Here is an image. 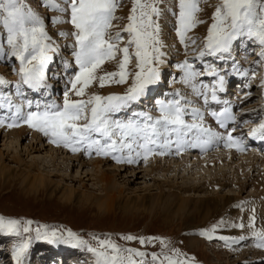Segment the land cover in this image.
I'll return each mask as SVG.
<instances>
[{"label":"rangeland","instance_id":"374dc122","mask_svg":"<svg viewBox=\"0 0 264 264\" xmlns=\"http://www.w3.org/2000/svg\"><path fill=\"white\" fill-rule=\"evenodd\" d=\"M172 1L174 2V6H172L171 2L168 8L164 6L165 0H158L157 4L160 9V15L157 19L160 27L159 40L162 45L160 47V59L162 62L155 65L159 69L160 76L159 81L156 82L159 88L154 91H157L156 93L158 94L160 93L159 96H162V99L158 102L159 107L157 109L151 108L152 104H156L153 102L155 98L149 100L150 109L148 106H141L143 103H139L136 109H142L140 112L143 114L152 112V109L159 113L161 102L171 99L172 96L175 97L176 91H179L177 89L178 86L182 84V87L184 86L185 70L180 65L184 64L185 61L195 72L206 68L210 69L213 64V61L208 59V54L200 57L199 52L204 50L208 28L213 23L212 17L216 6L221 3V0H199L198 7L200 10L195 15L197 20L203 22L195 24L186 31V38L183 43L177 35L178 0ZM115 2L117 7L114 15L117 19L112 20V27L108 30V33L114 35L116 32H120L124 38L120 44L122 48L129 37L128 33L121 31V29L129 22L127 17L131 13L133 0H115ZM22 4L25 11H30L39 20V25L36 26L42 27L47 36L44 42L49 45L47 49L48 62H51L52 58H55L59 62H62V64L57 70L49 68V63L47 62L44 68V86L39 88L37 93L34 92L31 90L32 88L30 89L27 84L23 83L22 74L20 73V61L12 55V48L7 42V30L0 23V81H2L0 82V95H2L0 106H4V109L0 111V120L4 121L0 126V151L9 155L6 156L4 163L6 169H11L12 171V177L8 180L0 178V217H3L5 220L19 221L16 231H0V253H3L2 255L7 260L2 257L5 260L3 264H14L11 261V259L14 260L13 252L25 241L29 242V248L24 255L23 264H39L43 253L49 252L54 243H49L48 240L43 238H37V229H40L41 234L44 232L50 234L55 231L60 237L58 242H62L65 247L68 246L69 251L66 252L70 253L69 256L75 258L74 264H95L97 257L93 252L89 251V248H98L99 242L103 240H110L121 249H133L144 252L146 254L144 257H134L136 261H143V264H153V253L160 255V258L163 259L162 253L173 255V250H179L183 254L180 258H188L189 264H241L244 260H253L258 255L264 254V252L259 251V248L257 249V247L250 245L248 242L238 243V246L234 243L232 245V239H228L229 237L235 238L236 235L241 236L246 232H240L242 228H235L236 233L234 232V235L230 234L232 228L226 225L229 222L222 221L223 218L220 215L218 216L214 213L209 218L202 219L198 209H185L176 213L175 210L171 211L162 205L155 207L154 201L159 196L157 190H152L150 192L152 194H149L148 198L142 200V197L146 195V192L143 191L144 187L151 186L153 184L152 180L155 178L157 180L163 179L158 177V175L161 176L164 173L163 171L157 173L154 171L155 173L151 174L154 168L153 159L178 164L182 161V155L176 158L168 156V158H149L150 160L140 161L137 164L139 167L136 170H139V172L141 170V173H138L137 177H129L128 172L109 171V174L113 178L115 177V187L123 188L124 191L118 196L113 205L105 208L100 206V203L104 200L102 184L95 181L94 177H90V173L98 169H95L91 165L83 166L77 161H73V163L64 162V159L52 162L47 152V150L57 149L59 153L62 152L61 156H65L67 159L76 158L78 160L82 151L77 150L73 152L71 148L65 147L63 144L57 145L52 143L51 136H46L42 131L30 127L28 124L25 125L26 123L22 119L16 121L17 126L8 127V124L13 122L14 115L17 114V108L20 109L19 115L23 117L28 112L43 111L50 105H62L66 91L69 93V99H87L92 94L101 96L111 94L122 95L131 86L133 80L131 73L138 71L135 67L136 61L133 58L128 65L130 75L128 76L127 83H106L105 87H100L99 82L94 81L86 89L84 97H76L71 91V81L74 80L75 75L79 71V66L76 63V52L79 51V45L75 36L77 29L71 23L70 0H22ZM166 4L168 5L169 2ZM26 26L32 27L33 23L29 22ZM255 47L251 46L250 50L258 49L259 51V49H262L259 43L255 44ZM130 51H134V48H130ZM243 53L241 50L238 55ZM121 58L122 53L117 52L116 59L105 60L101 68L97 70V75L118 71L117 65ZM201 61L204 62L203 65H201ZM165 62L167 66L163 69ZM258 81L264 87L263 75L259 76ZM57 84H61V86L53 87V85ZM47 85L48 87H46ZM167 85H173V88H167ZM22 88H24L23 91ZM146 90L144 95L149 94L150 96L154 94V91H151V89ZM260 90L261 88L255 86L247 97L248 110H246L247 112L245 111L247 114H250V112L254 114L256 107L264 106V95L262 93L258 94ZM24 91L25 94L23 93ZM165 91H169V93L167 94ZM9 100L11 101L10 103L8 102ZM262 114L264 115V111L255 114L257 116L250 117V124L253 125V123L257 122ZM112 116L114 120H117L115 119L117 115L112 114ZM85 122L84 120L79 121V123ZM257 125L258 123H256ZM22 126H26L25 135L14 140L15 136H13L11 131H17ZM7 132H11L9 133L10 135L2 139L4 135L8 134ZM35 137L39 138V140L40 138L43 139V143L46 144L44 147L47 150L43 148L38 149L39 146L36 149L31 148L29 144L35 141ZM93 138L95 139V135ZM116 138L114 137V139ZM3 140L7 142L16 141L19 146L13 143L11 149L19 152L16 154L7 152ZM90 151H94V148ZM221 152L213 153L215 155H223L224 157L228 155L223 154L226 153L225 151ZM87 155L89 156V154ZM96 155H94L95 158L89 157L90 159H87V161L101 160L107 164H111L110 167L124 170L126 163L118 165L119 160L112 162L109 159L110 157H104L103 154ZM253 155L256 157L255 154L243 153V156L240 155L241 158L236 156L237 158L235 157L230 162H228L229 158L226 159L228 161L223 159L224 163H217L215 165L212 163L207 164V161L209 162L210 160L209 155L207 158H203L205 160L200 159V162L202 161L203 164H200L193 170L191 169L193 173L184 172L185 169L179 168L181 164H178L177 169L179 170L178 175L180 177L178 176L177 182L185 175L183 179H190L191 182L193 181V183L198 184L207 179L219 178L220 173L224 172L226 179L232 178L235 182L244 184L243 189L240 191V188L234 185L227 186L224 189L212 187L213 189L210 188L206 192L198 193V195L202 196L211 192H219V195L224 193L234 195L237 198H234L232 203L238 206L236 209V212H238L242 209V205L245 206V204L253 203L261 195L260 186L254 187L253 184L258 183L256 180L263 177L264 159L261 161L257 157V161L251 162L254 159ZM11 156L17 158L18 161L21 160V163L12 162L10 160ZM229 157L232 158V155ZM34 158L42 161V164L38 163L35 169L31 166V160ZM242 160L245 162L241 163ZM240 163L243 166H238ZM249 166L252 167L249 168ZM237 169L239 170L238 172ZM28 171L35 173L43 171V173H47V177L45 178L46 184L43 187L27 186L26 177ZM146 173L150 174L149 178L148 176H143ZM86 174L89 175L86 177ZM88 177L90 179H87ZM163 190L166 194L174 193L175 191L174 188H168L167 186L163 187ZM238 190L240 191L239 193L237 192ZM69 192L73 193L72 197L67 196ZM136 194H139L140 200H137L136 204L131 206L135 201L132 200V203H130L128 197L135 199L134 195ZM178 194L186 196L183 191H179ZM246 200L249 201L247 202ZM125 203H129L131 207L128 206V209H124L123 204ZM190 222L192 225H188ZM213 225H219V227L215 231H210L211 238L200 235L201 231L211 230ZM25 227L28 228L27 232L24 231ZM69 231L78 239L84 241V243L73 247L74 240L63 242L62 237L66 241L69 240L67 236ZM128 236L135 237L136 239H125ZM220 237H225L226 239H220ZM140 239H144L145 243L141 244ZM161 240L166 242V247L160 243ZM194 240L196 241L195 243L192 242ZM78 252H81L82 256ZM49 253H53V251ZM54 253L58 255L60 251ZM124 254L127 255V253ZM260 259L263 258H258L257 261ZM58 260L59 257L52 258L51 262L57 264ZM156 264H159V261Z\"/></svg>","mask_w":264,"mask_h":264},{"label":"snow or ice","instance_id":"6c2138e0","mask_svg":"<svg viewBox=\"0 0 264 264\" xmlns=\"http://www.w3.org/2000/svg\"><path fill=\"white\" fill-rule=\"evenodd\" d=\"M198 2L199 0H178L177 35L182 43L185 41L186 31L195 24L203 22L197 20L195 15L200 10ZM157 4L158 0H143V2L133 0L131 13L127 17L129 22L121 29L128 33L129 38L121 48L120 44L124 38L120 32L114 35L108 33L112 27V20L117 19L114 15L117 7L115 0H70L71 23L77 29L75 36L79 45V51L76 52L79 71L71 81L73 94L76 97H84L86 89L94 81H98L100 87H105L106 83H127L130 75L128 65L134 58L138 71L131 73L133 76L131 86L122 95L92 94L87 99H69V93L66 91L62 105H50L43 111L28 112L23 117L19 115L20 109L17 108V114L14 115L13 122L9 123L8 127L17 126L16 121L22 119L30 127L42 131L46 136H51L52 143L63 144L71 148L73 152L78 150L76 146L79 145L86 146L89 150L95 148L98 155H108L109 152L128 149L129 153L135 151L136 156L139 157L141 151L136 149H141L144 159H147V155L153 151L150 146L158 144L162 147L168 146L173 134L176 137L177 151L193 129L208 137L205 143H211L215 138L222 139L219 133L204 128L202 124L186 123L183 119L185 112L179 100L161 102L159 118L154 119L150 115H144L142 121L127 123L112 119V114L138 100L144 95L148 86L159 79V69L155 65L162 62L160 59L162 45L159 40L160 27L157 18L160 15V9ZM212 19L213 23L208 28L204 50L199 52L200 57L205 54L222 56L230 50L232 42L240 36H247L258 41L262 46L260 55L264 56V0H221V3L216 6ZM29 22L33 23L32 27L26 26ZM0 23L7 30V42L12 48V55L20 61L23 83L34 89L43 87L44 68L49 59L47 55L49 45L44 42L47 36L43 28L36 26L39 25V20L30 11H25L22 0H0ZM130 48H134V51H130ZM117 52L122 53V58L117 65L118 71L97 75V70L101 68L104 61L116 59ZM180 67L185 70V82L200 74L193 71L187 61ZM209 74L215 75V73ZM223 83L224 78L221 76L218 80L221 89ZM212 99H217L215 87L212 89ZM193 112L198 119L203 120L198 110ZM213 115L216 116L215 113ZM81 120L86 122L79 123ZM217 120L221 127H225L224 121L220 120L219 116ZM3 123L4 121L0 120V125ZM234 131L235 129H232L228 133L225 139L226 147L238 143L232 135ZM93 134L104 138L105 143L101 144L100 140L93 139ZM249 135L264 139V123L251 129ZM199 139L200 137L197 136L196 140L199 141ZM191 146L195 147L199 144L193 143ZM128 162H134L131 156ZM18 224L19 221L5 220L0 217V231H16ZM233 226L245 227L244 224ZM248 226L254 228V218ZM217 227L219 225H213L211 230L201 231L200 235L211 238L210 231H215ZM24 231L27 232L28 228L25 227ZM67 236L69 240L66 242L75 241L73 247L84 243L70 231ZM253 236L258 241L256 246L264 247V231H253ZM37 238L46 239L49 243L60 239L55 231L50 234L48 232L41 234L40 229H37ZM125 239L136 238L128 236ZM220 239L226 238L220 237ZM140 243L144 244L145 240L140 239ZM160 243L166 247L165 241L161 240ZM28 248L29 242L25 241L14 250L13 259L16 264H23ZM89 251L97 257L96 264H143V261H136L134 257L146 255L144 252L133 249H121L110 240L100 241L98 248L90 247ZM161 255L163 259L156 253L152 254L153 264L157 261L159 264H165V262L166 264H189L188 258H180L183 254L179 250H173V255L167 253Z\"/></svg>","mask_w":264,"mask_h":264},{"label":"bare ground","instance_id":"6f19581e","mask_svg":"<svg viewBox=\"0 0 264 264\" xmlns=\"http://www.w3.org/2000/svg\"><path fill=\"white\" fill-rule=\"evenodd\" d=\"M168 2H169V4L167 5L166 3H168ZM171 2H172V6H174V2L172 0H165L164 6H167V8H168L169 5L171 4ZM167 33H168V31H167ZM232 48L233 47L231 45L229 52L233 51ZM261 50L259 49V51H261ZM231 57L232 56H230V58ZM235 58L236 57H234L233 60ZM250 58H252V57H250ZM220 59H222V61H225V59H228V58L225 55H222L220 57ZM165 66H167L166 62L163 64V69L165 68ZM191 81H192L191 79H188L187 82H185V80H184V86L187 89H190V88L196 89L195 84ZM43 83H44V81H43ZM46 87H48V85ZM49 87H50V85H49ZM50 88H47V89H50ZM31 90H33L37 93L39 89L33 88ZM22 91H23V89H22ZM23 93L25 94V91ZM1 96L2 95H0V98H1ZM145 97L148 98L147 95ZM146 98H145V101H146ZM138 101H139V99H138ZM8 102L10 103L11 101L9 100ZM0 104H1V102H0ZM1 108H2V106H0V110H1ZM122 122H124V121H122ZM125 123H127V122H125ZM261 123H264V119L261 121ZM25 125H27V124H25ZM259 125H257L256 127H258ZM25 127L26 126H22L17 131H11L13 136H15L14 140H17L20 137L25 135L24 134V133H26ZM3 129H5V128L3 127ZM11 132H9V133H11ZM9 133L4 135L2 139H5L4 137H8L10 135ZM93 135H95V134H93ZM35 138H36L35 141L34 142L32 141L29 144V145H31V148L36 149L37 146H39L38 149H41V148L46 149L44 147V146H46V144L43 143V139L40 138V140H39V138H37V137H35ZM0 139H1V136H0ZM13 143L17 144L16 141L7 142V141L3 140V144H5L4 147H5L6 151L10 152L12 154H16L19 151L11 149V147H12L11 145ZM17 145L19 146V144H17ZM79 150L82 151L83 153L80 155V157L77 156L79 158L78 160L76 158L75 159L74 158H68L67 159L65 156H61L62 152L59 153L57 149L56 150L51 149L49 151L47 150V152H48V155H50V159L52 162L58 161V159H64L63 160L64 162H72L73 163V161L74 162L77 161L78 163L82 164L83 166L91 165L95 169H98V170H95V172L92 171L93 173H90L91 174L90 177H94L95 181L100 182L102 184V188L104 190V200L100 203V206H102V207L107 208V207H110L111 205H113V203H115L118 196H120L124 191L123 188L115 187V185H116V182H114L115 177L113 178V176L109 174V171L118 170V171H123L126 173L128 172L129 177H131V176L137 177V174L141 173V170H140V172H139V170H136L137 167H139L136 164L135 165H127L124 167V170H123V169H120L117 167H112V166L110 167L111 164H107L106 162H103L101 160H94L92 162L91 161L89 162V161H87V159H90L89 157H91V156H92L91 158H95L94 155H96V154L92 153V151H90L88 149L86 151L87 153H90L88 156L87 153L82 150V148H80ZM94 151H95V148H94ZM163 154H169V153H166V151H165V152H163ZM6 156H9V155L7 153L5 154L3 151H0V178H3L4 180L5 179L8 180L10 177H12L11 176V172H12L11 169L7 170L5 163H4ZM168 156L170 157V155H164L162 157L168 158ZM207 156H209V155L202 156V157L200 156L201 157L200 158V157L196 156L195 154L185 153L184 155L181 156L182 161H180V163H178V162L177 163L181 164V166L179 168H182L183 170L185 169L184 172L187 171L186 173H188V172H192L191 169L193 170V169L197 168V166H199L200 164H203L202 161L200 162V159L205 160L203 158H205V157L207 158ZM255 156L256 157H254V155H253L254 159H252L251 162H253L254 160L257 159L258 156L257 155H255ZM235 157L232 155V158H230L229 161L228 160H226V161H228V162L233 161L235 159ZM209 158H210V160H209V162L207 161V164L212 163L215 165L217 163H224L225 162L223 160L225 158L223 155H215L214 153H210ZM10 160L12 162H16V163L20 162L21 163V160L18 161V159L14 158L13 156L10 157ZM31 162H32L31 166H33L35 169L36 168L35 166H37L38 163L40 164L42 161L34 158L31 160ZM243 162H245V161L242 160L241 163H243ZM134 163H136V161H134ZM152 163H154V168H153V171L151 174H154L155 172L157 173V172L163 171L164 173H162L161 176L158 175V177L163 178V179L157 180L155 178L152 180L153 184L151 186L144 187L143 191L146 192V195H144L142 197V200H145L146 198H148L152 194V193H150V192H152V190H157L159 196L156 199V201H154L155 207L162 205V206H165L166 208L170 209L171 211L175 210L176 213L180 212L182 210H185V209H192V210L198 209L200 212V217L202 219H207V218H209V216H211L212 214L215 213L218 216L220 215L221 218H223L222 221L225 220V222H229V224H226V225L229 226L230 228H232V232H230V234H232V235H234L233 234L234 232L236 233L235 228H239V227H234L233 225L244 224L245 227L242 228V230L240 231V232H243V231L246 232V233H244V235H241V236L236 235L235 238H230V237L228 238V239H232V245H234V244L237 245L238 243H242V242L247 243L249 241H251V243H253L254 241H256V237L253 236V231H264V172H263V177L259 178V180H256L258 183L253 184L254 187L260 186L261 195H259L258 198H256L253 203L245 204V206L242 205L241 206L242 209L240 211L236 212V209L238 208V206H236V204L232 203L234 198H237L236 196L234 197V195L225 194V193L219 195V192H217V193L211 192V193H208V194H205L202 196L198 195V193L206 192V191H208V189H210L212 187L213 188L221 187L224 189L230 185H234L235 187H239L240 188L239 190L241 191L245 185L242 183H239V182H235V180H233L232 178L226 179L224 172L222 173L220 171L221 173H220L219 178L207 179V180H204L202 183L199 182L198 184L193 183V181L191 182L190 179L189 180L183 179V178H185V175H183L181 173L183 175L182 179L179 182H177V179L179 176L178 175L179 170L177 169V167L179 166L178 164H175V163L171 164L170 161L161 162L160 160H156V159H153ZM241 163L238 166H243V164H241ZM175 165H176V167H175ZM251 167L252 166H249V168H251ZM238 171L239 170L237 169V172ZM171 174H173V175L170 176ZM88 175L89 174H86V177ZM199 175H202V174H199ZM143 176H148V178H149L150 174L146 173ZM46 177H47V173H43V171L42 172L40 171L38 173H35L33 171H28L27 177H26L27 178L26 184H27V186L43 187L46 184V182H45ZM90 177H88L87 179H90ZM156 182H158V183H156ZM166 186L168 188H172V189L174 188V190H175V191L173 190L174 193L173 192L167 193V194L164 193L163 187H166ZM239 190L237 191L238 193L240 192ZM179 191H181V192L183 191V193L186 194V196L178 194ZM72 194H73L72 192L71 193L69 192V194L67 196L72 197ZM174 194H176V195H174ZM134 196H135V199H131V197H128V200L130 203H132V200L135 201L131 206H134L136 204L137 200H140L139 194H136ZM128 206H130L129 203L123 204L124 209H128ZM253 218H254V228L248 226L250 221L253 220ZM188 225H192V223L190 222ZM240 229H238V230H240ZM227 234H229V233H227ZM241 237H243V239H241ZM192 242L195 243L196 241L194 240ZM230 243H231V240H230ZM254 243L257 244L258 242H254ZM232 252H234V251H232ZM60 253L67 254L68 256L70 254V253H67L66 251H63V252L60 251ZM78 253H81V252H78ZM48 255H52L51 257L56 256V254L54 252L51 254H48ZM81 256H82V253H81ZM0 257H1V255H0ZM70 257H72V256H70ZM4 262H5V260H3L2 263H4ZM254 262L255 261H253V263ZM258 262H260V264H263L264 257H263V259H260ZM89 264H91V263H89Z\"/></svg>","mask_w":264,"mask_h":264}]
</instances>
